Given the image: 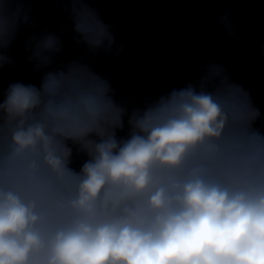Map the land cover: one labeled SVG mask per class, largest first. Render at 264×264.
Instances as JSON below:
<instances>
[{
  "label": "clouds",
  "instance_id": "1",
  "mask_svg": "<svg viewBox=\"0 0 264 264\" xmlns=\"http://www.w3.org/2000/svg\"><path fill=\"white\" fill-rule=\"evenodd\" d=\"M34 2L0 0V70L23 38L42 73L0 89V264H264V112L250 90L213 61L129 108L87 60L124 52L113 25L90 0H56L66 20L52 31ZM217 24L236 35L231 10ZM67 25L85 55L57 64Z\"/></svg>",
  "mask_w": 264,
  "mask_h": 264
}]
</instances>
